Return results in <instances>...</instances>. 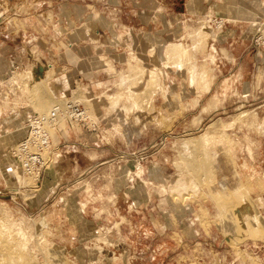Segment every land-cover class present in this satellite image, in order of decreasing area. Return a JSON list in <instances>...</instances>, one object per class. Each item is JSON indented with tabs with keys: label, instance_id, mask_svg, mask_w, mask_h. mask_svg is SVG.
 Returning a JSON list of instances; mask_svg holds the SVG:
<instances>
[{
	"label": "rangeland",
	"instance_id": "rangeland-1",
	"mask_svg": "<svg viewBox=\"0 0 264 264\" xmlns=\"http://www.w3.org/2000/svg\"><path fill=\"white\" fill-rule=\"evenodd\" d=\"M172 41L204 79L166 64ZM0 63V264H264V0H0ZM131 64L134 89L159 71L145 107ZM62 97L95 128L60 120L36 180L14 151Z\"/></svg>",
	"mask_w": 264,
	"mask_h": 264
},
{
	"label": "bare ground",
	"instance_id": "bare-ground-1",
	"mask_svg": "<svg viewBox=\"0 0 264 264\" xmlns=\"http://www.w3.org/2000/svg\"><path fill=\"white\" fill-rule=\"evenodd\" d=\"M206 25L204 24L203 26H201V28L199 29V31H195V32H199V33H207L206 32ZM199 33H197V35H200ZM196 34V33H195ZM192 45V44H191ZM193 46L194 43H193ZM197 46V45H196ZM214 48V47H213ZM191 49V48H190ZM189 49V47L183 43V42H169L165 48V57H166V64L169 66L171 65L172 67L176 68L177 70H182L184 67L187 68L188 72L190 73V79L192 83H195V82H198L199 80L201 81V79H204L206 77V75L208 74V70L205 66L203 65H199L198 63L199 62H196L195 60H193V52ZM215 49V48H214ZM195 50V49H194ZM211 60H214L215 59V55L213 53H211ZM134 58H136V60H139L136 55L133 56ZM138 63V61H137ZM136 65V64H135ZM205 65V64H204ZM131 66H133V69L132 71H130L129 73H123L122 75V82H126V81H130V94H129V99H130V103L131 105L127 106L128 107H134L135 105L136 106H143L145 103H144V100H147V98L145 97H148L150 96V93L153 92V88L156 86V84L158 83V81L160 80L159 79V71L157 69V67H154V68H151L150 70H146V68H143L142 66L140 67V73L139 75H145L146 74V71H147V82H146V87H144L143 89L139 90V89H134V85L133 83H135L136 81L138 82V80L135 79V81L133 82L132 80H134V77L135 75L138 73L136 70H135V67L137 66H134V64H131ZM170 66V67H171ZM138 67V66H137ZM208 67V66H207ZM131 69V68H130ZM137 69V68H136ZM137 77V76H136ZM143 77V76H142ZM138 78V77H137ZM140 78V77H139ZM205 81V80H204ZM133 82V83H132ZM137 84V83H135ZM39 86V85H38ZM44 86V85H43ZM41 85V87H43ZM39 87V88H41ZM152 88V92H150V89ZM83 93V92H82ZM82 93H79L78 95L75 94V98L74 99H85L87 98V96L85 94H82ZM73 94V95H74ZM118 95V94H116ZM115 94L112 95V97L114 98H110L111 99H115L116 97L118 98L119 96H116ZM42 95H40L41 97ZM47 96V95H45ZM44 96H42L40 99H41V102L38 104L39 108L43 111V110H47L48 111V107L50 106V103L52 102V100L50 99H47V98H43ZM51 98V97H50ZM116 98V99H117ZM74 99H67V98H64L62 97L61 100L59 99H56L55 102L52 103V107H50V110L49 112L51 111V109L55 106V105H60V106H63L65 107L69 102H78L77 100H74ZM115 99V101H116ZM54 100V99H53ZM88 100V99H87ZM51 101V102H50ZM114 102V101H113ZM82 104V103H81ZM146 104H147V101H146ZM85 107V106H84ZM145 107V106H143ZM87 110V109H86ZM88 112V111H87ZM46 113V111H45ZM48 113V112H47ZM43 114V113H41ZM64 117L61 116L60 120H63ZM200 138V137H199ZM199 139L197 140V142L195 140H185L184 141V152H181L183 153V156H185V158H192V156H195V157H199L200 155L198 154H195L196 151L198 152V150L194 151V148L192 146L193 145V142H196L198 143ZM201 141L202 143L204 144V150H205V153H209V142H210V139L208 137L207 134H204L201 136ZM200 142V141H199ZM195 146H198L197 144ZM183 151V150H182ZM195 152V153H194ZM199 153V152H198ZM195 154V155H194ZM198 155V156H196ZM192 160V159H191ZM180 161V160H179ZM178 161V162H179ZM184 161V164H185V160H183L182 158V162ZM193 161V160H192ZM177 162V163H178ZM197 162H199V160L196 158V162L194 160V162L192 164H198ZM21 164V162H19ZM180 163V162H179ZM190 163V162H187V164ZM182 164V163H180ZM195 166H198L196 165ZM189 165V164H188ZM22 166V164H21ZM200 167V166H199ZM204 167V166H202ZM201 167V168H202ZM22 170V169H21ZM20 170V167L18 165H14L13 166V171L15 174L17 175H22L23 176V173L22 171ZM23 178H26V176H23ZM28 178V177H27ZM178 180V178H176ZM176 180V181H177ZM9 251V246H7L6 244L3 245V247L0 248V256H4L5 253H7ZM11 253V252H10ZM11 256V255H10ZM12 258V256L10 257ZM13 260V259H12ZM1 261V259H0ZM5 264V263H4ZM8 264H12L11 262H9ZM14 264V263H13Z\"/></svg>",
	"mask_w": 264,
	"mask_h": 264
},
{
	"label": "built area",
	"instance_id": "built-area-1",
	"mask_svg": "<svg viewBox=\"0 0 264 264\" xmlns=\"http://www.w3.org/2000/svg\"><path fill=\"white\" fill-rule=\"evenodd\" d=\"M68 118L71 127L80 125L86 130L90 129L89 116L86 108L80 102H69L65 107L55 105L48 113H35L29 116L26 124V133L18 142L14 156L21 162L25 174L36 180L44 175L48 163L46 150L54 142L53 132L56 130L60 118Z\"/></svg>",
	"mask_w": 264,
	"mask_h": 264
},
{
	"label": "crops",
	"instance_id": "crops-1",
	"mask_svg": "<svg viewBox=\"0 0 264 264\" xmlns=\"http://www.w3.org/2000/svg\"><path fill=\"white\" fill-rule=\"evenodd\" d=\"M167 17V16H166ZM166 45H167V43H160V47H161V49H163V50H165V48H162V46H164V47H166ZM215 47V46H214ZM216 50V49H215ZM162 51V50H161ZM216 52H217V50H216ZM161 53V52H160ZM135 54H133V56H134ZM159 55V54H158ZM160 57H161V55H160ZM196 62H198V61H196ZM3 63H0V65H2ZM127 69V68H126ZM177 71H180V72H182V70H177ZM186 71L188 72V70H187V68H186ZM189 73V72H188ZM190 74V73H189ZM190 79V78H189ZM190 81H191V79H190ZM64 82V83H63ZM192 83V82H191ZM195 84V83H194ZM59 85L61 86V87H64V86H67V80H60L59 81ZM81 137H82V135H81ZM100 170V169H99ZM93 171V170H92ZM91 171V172H92ZM91 172H89L90 174H91ZM88 173V174H89ZM119 173V170H117L116 171V174H118ZM115 174V177H114V181H116L120 176H117ZM119 175V174H118ZM109 177V174L107 175V176H105V179L107 180V178ZM100 189H103V186H101L100 187ZM113 190H115V193H117V194H121V193H123V187H120V186H118L117 184L113 187ZM262 209L264 210V206L262 207Z\"/></svg>",
	"mask_w": 264,
	"mask_h": 264
}]
</instances>
